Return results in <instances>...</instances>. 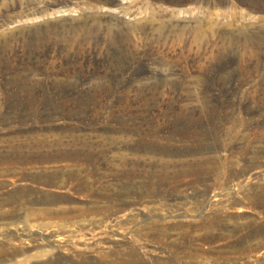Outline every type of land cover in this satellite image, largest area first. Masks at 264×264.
<instances>
[{"label":"rangeland","instance_id":"rangeland-1","mask_svg":"<svg viewBox=\"0 0 264 264\" xmlns=\"http://www.w3.org/2000/svg\"><path fill=\"white\" fill-rule=\"evenodd\" d=\"M15 1L0 264H264V0Z\"/></svg>","mask_w":264,"mask_h":264},{"label":"bare ground","instance_id":"bare-ground-1","mask_svg":"<svg viewBox=\"0 0 264 264\" xmlns=\"http://www.w3.org/2000/svg\"><path fill=\"white\" fill-rule=\"evenodd\" d=\"M106 1V3H109V4H111V3H113V1H111V0H105ZM24 2H28L27 0L26 1H23V0H16L15 1V5H14V7L12 8V10H17V9H19L20 7H22V6H25V3ZM27 6H29V2L27 3ZM14 54V51L12 52V55ZM200 162V161H199ZM203 162V161H202ZM201 162V163H202ZM211 162V161H210ZM196 164H197V162H195ZM207 163H209V162H207ZM206 163V164H207ZM214 163V162H213ZM212 163V164H213ZM188 164V163H187ZM211 164V163H210ZM209 164V165H210ZM176 165V164H175ZM189 165H191L190 163H189ZM192 165H194L193 163H192ZM198 165V164H197ZM202 165H203V163H202ZM202 165H200V167L202 166ZM154 166V165H153ZM196 166V165H195ZM174 167V166H173ZM184 167H185V165H184ZM184 167H183V169H182V171L184 170ZM187 167V166H186ZM192 167V166H191ZM197 167V166H196ZM209 167H212V166H209ZM213 167H214V164H213ZM153 168V167H152ZM166 169H167V167H165ZM195 168V167H194ZM207 168H208V166H207ZM162 169V168H161ZM185 169H187V168H185ZM191 168L189 167V170H190ZM192 169H193V167H192ZM191 169V171H187L186 170V172L185 171H183V173L185 174V176H187V178H188V176H191V177H193V179L195 178L196 180H198V182H199V180H201L202 179V176H203V173H202V170H197V171H193ZM197 169V168H196ZM201 169H204V168H201ZM206 169V168H205ZM205 169H204V172H205ZM210 169V168H209ZM211 169H213V168H211ZM210 169V170H211ZM168 170V169H167ZM195 170V169H194ZM163 171H164V169H163ZM169 171V170H168ZM140 172V171H139ZM142 172V171H141ZM158 172V171H157ZM162 172V171H161ZM176 172V171H175ZM180 172H181V170H180ZM179 172V173H180ZM208 173H209V171H207ZM207 172H205V173H207ZM212 172H213V170H212ZM125 173V172H124ZM134 173V172H133ZM132 173V174H133ZM145 173V172H144ZM153 173H155V172H153ZM167 173V172H166ZM165 172H164V175L166 174ZM172 173V172H171ZM170 173V174H171ZM131 174V175H132ZM150 174V173H149ZM148 174V175H149ZM157 174V173H156ZM159 174V173H158ZM160 174H162V173H160ZM169 174V173H168ZM182 174V173H181ZM181 174H179V175H181ZM210 174V173H209ZM122 175H124V174H122ZM129 175V174H128ZM130 175V176H131ZM136 175H137V173H136ZM152 176L154 175V174H151ZM134 176V175H133ZM140 175H138V177H139ZM156 176V175H155ZM154 176V177H155ZM173 176H176V175H173ZM173 176H170V177H173ZM121 177V176H120ZM153 177V178H154ZM157 177V176H156ZM203 177H205V175L203 176ZM125 178V177H124ZM123 178V179H124ZM133 178V177H132ZM134 178H135V176H134ZM137 178V177H136ZM150 178V177H149ZM152 178V177H151ZM160 178V177H159ZM164 179H166V176L165 177H163ZM162 178V179H163ZM176 178H177V176H176ZM176 178H175V180H176ZM179 178H181V179H183L182 178V175H181V177H179ZM190 178V177H189ZM155 179V178H154ZM163 179V180H164ZM171 179V178H170ZM178 179V178H177ZM186 179V178H185ZM156 180H157V178H156ZM175 180H173L174 182H175ZM203 180V179H202ZM151 181V180H150ZM158 181V180H157ZM156 181V182H157ZM162 181V180H161ZM177 181V180H176ZM178 181H180L179 179H178ZM194 181V180H193ZM153 182V181H152ZM152 182H149V183H152ZM165 182H167V181H165ZM168 182H169V180H168ZM167 182V183H168ZM127 183V182H126ZM148 183V184H149ZM172 183V182H171ZM157 184H158V182H157ZM157 184L155 185V186H157ZM163 184V183H162ZM152 185V184H151ZM160 185H161V182H160ZM150 186V185H149ZM148 186V187H149ZM162 186V185H161ZM156 188V187H155ZM158 189V188H157ZM154 190V187H153V189L151 190V191H153ZM149 192V191H148ZM154 192V191H153ZM159 192H157V194H158ZM160 194V193H159ZM158 194V195H159ZM153 195H156V194H153ZM260 196V195H259ZM262 196V195H261ZM263 196H264V194H263ZM262 196V197H263ZM259 199V198H258ZM261 199V198H260ZM264 199V198H263ZM239 202V201H238ZM259 202H261V200L259 201ZM257 204V203H256ZM261 204L264 206V200H262V202H261ZM255 205V204H254ZM259 207V206H258ZM264 209V208H263ZM205 221V220H204ZM204 221H203V223H204ZM207 222V221H206ZM205 222V223H206ZM213 223H214V221H212ZM220 223V222H219ZM217 223H216V221H215V225H216ZM154 226H155V224H153ZM211 225H213V224H211ZM214 225V226H215ZM219 225V224H218ZM149 226V225H148ZM157 227V226H156ZM155 227V228H156ZM216 227H217V225H216ZM226 227V226H225ZM153 228V227H152ZM162 228V227H161ZM165 228V227H164ZM198 228V226L196 227V228H194V229H197ZM201 228V227H200ZM149 229H151V228H149ZM217 229V228H216ZM156 230V229H155ZM198 230V229H197ZM258 230V229H257ZM192 231H194V230H192ZM157 232V231H156ZM161 232V231H160ZM259 232V231H258ZM154 233V232H153ZM189 233V232H188ZM162 234V233H161ZM160 234V235H161ZM185 234H187V232L185 233ZM257 234V233H256ZM260 234V233H259ZM263 233H261V235H262ZM185 237V236H184ZM198 237V236H197ZM188 238V237H187ZM186 238V239H187ZM189 238H191L190 236H189ZM214 238V237H213ZM216 238V237H215ZM193 239V238H192ZM191 240V239H190ZM196 240V239H195ZM198 241H201V242H205V241H207V242H209L210 240H211V238L210 237H202V238H199V239H197ZM197 241V242H198ZM160 242V241H159ZM162 242V241H161ZM191 242V241H190ZM194 242V241H193ZM244 251V250H243ZM135 252V251H134ZM134 252H132L131 253V255H135V253ZM10 253H11V255H14V254H16V251H13V252H7V251H1L0 252V258H5V256H8V255H10ZM129 255V254H128ZM139 255V254H138ZM2 260V259H1ZM131 261H133V259H129V260H126V261H124V262H122L121 264H126V262H131ZM30 263V262H29ZM23 264V263H22Z\"/></svg>","mask_w":264,"mask_h":264}]
</instances>
